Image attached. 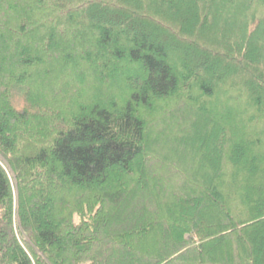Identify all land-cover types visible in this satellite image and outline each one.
<instances>
[{"label": "trees", "instance_id": "1", "mask_svg": "<svg viewBox=\"0 0 264 264\" xmlns=\"http://www.w3.org/2000/svg\"><path fill=\"white\" fill-rule=\"evenodd\" d=\"M0 264H264V0H0Z\"/></svg>", "mask_w": 264, "mask_h": 264}, {"label": "rangeland", "instance_id": "2", "mask_svg": "<svg viewBox=\"0 0 264 264\" xmlns=\"http://www.w3.org/2000/svg\"><path fill=\"white\" fill-rule=\"evenodd\" d=\"M218 95V94H217Z\"/></svg>", "mask_w": 264, "mask_h": 264}]
</instances>
